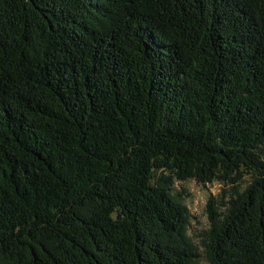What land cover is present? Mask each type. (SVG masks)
<instances>
[{
  "label": "trees",
  "instance_id": "obj_1",
  "mask_svg": "<svg viewBox=\"0 0 264 264\" xmlns=\"http://www.w3.org/2000/svg\"><path fill=\"white\" fill-rule=\"evenodd\" d=\"M203 256L264 264V0H0V264Z\"/></svg>",
  "mask_w": 264,
  "mask_h": 264
},
{
  "label": "rangeland",
  "instance_id": "obj_2",
  "mask_svg": "<svg viewBox=\"0 0 264 264\" xmlns=\"http://www.w3.org/2000/svg\"><path fill=\"white\" fill-rule=\"evenodd\" d=\"M176 189L185 191L188 194L187 206L192 215V224L190 227V236L194 243L201 247L204 235L209 230L210 224L206 213V204L211 196L221 199L223 190H228L219 183L202 186L194 181L177 183ZM203 250L201 249V252ZM200 264H210L205 256L200 260Z\"/></svg>",
  "mask_w": 264,
  "mask_h": 264
}]
</instances>
